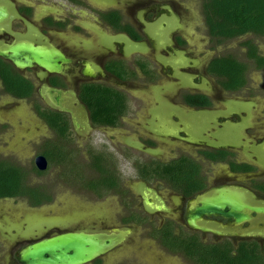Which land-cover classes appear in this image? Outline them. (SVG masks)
<instances>
[{
	"label": "flooded vegetation",
	"instance_id": "1",
	"mask_svg": "<svg viewBox=\"0 0 264 264\" xmlns=\"http://www.w3.org/2000/svg\"><path fill=\"white\" fill-rule=\"evenodd\" d=\"M140 3L144 11L134 16L133 6L123 0H0V50L29 43L58 51L67 61L62 72L49 73L37 66L18 70L0 58L1 72L16 73L32 86L30 97L17 98L5 91L0 77V108L14 116L27 102L40 123L28 122L30 133L0 116V162L20 169L28 188L51 198L38 206L25 197L0 199V264H19L24 247L67 233L119 240L87 264H149L154 256L160 264H241L245 251L260 257L253 264H264V107L257 113L251 102H229L228 95L243 99L247 88L230 93L220 87L208 72L210 62L220 57L205 62L202 72L180 61L181 52L187 57L188 42L180 35L179 21L175 23L173 3ZM164 78L176 83L142 92L144 98L133 107L135 83L156 88ZM91 87L97 93L110 89L112 97L121 99L99 118L104 124L93 123L82 99ZM254 116L259 123H252ZM22 128L27 139L18 135ZM248 132L251 141L245 138ZM134 133L140 147L131 144ZM20 138L33 156L28 169L10 151ZM39 157L45 170L37 168ZM130 157L134 186L125 182L120 169ZM180 159L198 167L188 169L190 180L156 178L152 167L157 163ZM54 168L60 169L57 176L64 183L95 199L90 207L82 212L67 206L65 216L55 222L37 215L16 218L24 204L31 212L52 205L53 186L32 181L31 175L40 179ZM225 200L245 219L226 216L231 210L225 205L219 212H198L204 203ZM112 201L118 205L113 217L108 208ZM136 227L142 233L137 235ZM132 237L144 238L136 242ZM136 250L142 251L141 258Z\"/></svg>",
	"mask_w": 264,
	"mask_h": 264
},
{
	"label": "trees",
	"instance_id": "2",
	"mask_svg": "<svg viewBox=\"0 0 264 264\" xmlns=\"http://www.w3.org/2000/svg\"><path fill=\"white\" fill-rule=\"evenodd\" d=\"M201 10L208 36L215 44H221L248 34L264 37V0H202ZM242 46L246 49V59L252 62V66L255 69L263 70L264 56L257 53L256 46L249 41L244 42ZM208 66L209 74L217 78L222 89L233 93L248 87V65L238 61L235 57L227 55L215 58ZM8 67L10 68L9 65ZM0 77L6 92L17 98L31 96V84L18 74L0 71ZM94 90L95 88L92 87L86 88L83 91L82 99L92 112L93 123L104 124L100 120L101 116L109 115L111 107L114 105L118 107L121 104L118 101L121 99L117 96L112 97L110 89L102 88L98 93ZM52 123H55V120ZM232 167L235 168L233 165ZM197 168L194 163L180 159V161L165 165L157 163L156 167H152V171L156 174V178L177 183V181L190 180L187 175L188 169L197 170ZM25 183L26 178L20 169L0 162V199L25 197L34 206L51 201L50 196L43 190L28 188ZM255 262H260V257H256L254 251L241 253V264H253Z\"/></svg>",
	"mask_w": 264,
	"mask_h": 264
},
{
	"label": "rangeland",
	"instance_id": "3",
	"mask_svg": "<svg viewBox=\"0 0 264 264\" xmlns=\"http://www.w3.org/2000/svg\"><path fill=\"white\" fill-rule=\"evenodd\" d=\"M140 1L142 0H123V2L128 3L129 5L133 6L134 10V16L136 14L142 13L144 11V7L141 5ZM160 1V0H159ZM171 3L176 6L175 10L176 13L174 15L177 17V21L175 23H178L181 27V33L180 35H184L187 40V46L185 47V54L187 57L182 55L183 52H181V59L180 61L192 63V66L194 67L193 71L195 72H202L205 66V62H208L213 57H221V56H226V55H231L235 57L238 61L245 63L248 65V73H247V78H248V87L247 90L245 91V94L243 96V99L237 100L235 96L228 95V100L229 102H251L252 105L256 106V111L257 113H261L260 107H264V71H256L253 69L248 60L246 59V52L245 48L242 46V44L245 41H251L253 42L257 47L258 50L261 54L264 55V38L263 37H254L253 35H248L245 37H240L236 38L234 40L226 41L221 44H215L210 40L208 37V34L206 32L205 26H204V21H203V15H202V10H201V4L202 0H168ZM183 56V57H182ZM188 64V65H189ZM203 68V69H202ZM211 79V78H210ZM214 80V81H213ZM170 83V84H175L176 82H170L167 81L165 78L162 80L160 79L158 81V86L156 88H153L152 86L146 87V83L144 82H137L134 84L135 87H133V94L136 98L133 100V107L136 105H139L138 99L144 98L141 93H145V91H151L153 89L155 90H164L168 89V86H161L163 83ZM213 82V83H212ZM216 80L215 78L211 79V85L214 84L215 86ZM216 87V86H215ZM252 94L251 97H247V95ZM247 97V98H246ZM6 99V98H5ZM239 99V98H238ZM242 105V104H241ZM244 105V104H243ZM21 108L20 111L19 109L17 110L16 113L11 114L10 116H6L4 109L0 108V116L3 119H7L9 121H15L21 123L22 127H26L27 129H30V133L33 131V125L29 124L31 123L32 120H35L33 124H36L37 126H40L39 119L35 117V113L30 109V104L27 102H22L20 104ZM17 108V107H16ZM27 114V115H26ZM264 116V112L261 113ZM23 117H19V116ZM28 116H31L30 121L27 119ZM26 117V118H25ZM20 118V119H19ZM252 123H259L257 116L252 117ZM264 122V119H262ZM29 122V123H28ZM20 134L19 137L25 135L26 139L28 138L27 132L24 131L22 128V131H19ZM34 132H37L34 130ZM27 134V135H26ZM36 136V133H34V137ZM99 135L97 134L96 137ZM100 137V136H99ZM247 137V140L251 141L252 140V135L251 132H248V134L245 135V138ZM131 144L134 145L135 147H140L138 142V137L134 133L133 136H131ZM26 139H19L17 142H14L11 146L10 151L18 155V159L20 161V164L24 166L26 169L30 168V159L32 156V153L28 151V146H25L23 143H26ZM29 140V139H28ZM31 148V147H30ZM3 149V147H2ZM7 153V151H5ZM137 154V156L141 157L140 154ZM15 155V156H16ZM33 157V156H32ZM120 161H123L122 159H119ZM134 161V158H129L126 159L125 162H121V170L123 173V179L127 184H130L132 186L135 185V182L137 177L134 174L133 169L131 168V163ZM75 167V166H74ZM74 170V169H73ZM76 170V169H75ZM58 171L60 172V169H51L47 175L43 176L40 179L35 178L34 175H31L32 181H35L37 183H44L49 186H53V198L54 201L52 205L50 206H44L42 209L37 210L36 212H31V210L26 207L24 204L23 211L20 215L15 216L16 218H22L24 215H26L27 218H32V215H37V216H45L48 221L55 222L57 220H62V218L65 216V211L66 207H75V208H81L82 212L87 210V208L90 207L89 204H91V201L93 202L94 200L90 198L89 195L84 194L81 190H78L77 188H71L69 185L64 183V179L60 178L57 176ZM62 171V170H61ZM30 181V180H29ZM34 183V182H33ZM89 203V204H88ZM111 206L108 205V208L110 210V216L113 217L114 213L118 210V205H115L116 202L112 201ZM39 214V215H38ZM51 219V220H50ZM106 219H110L109 216L106 217ZM135 233L140 234L142 233L141 229L135 228L134 230ZM144 237H132V239L140 241ZM148 247L146 246L145 249ZM157 249V246H155ZM145 249H143L145 251ZM136 253L139 255L141 258L142 256V251L139 253L138 250H136ZM144 254V253H143ZM156 258V259H155ZM139 259V258H138ZM155 259V260H154ZM154 260V262L152 261ZM152 260L149 259V264H160L158 261L157 257H153ZM177 264H181L176 262ZM175 263V264H176ZM168 264H174V261L168 263Z\"/></svg>",
	"mask_w": 264,
	"mask_h": 264
},
{
	"label": "water",
	"instance_id": "4",
	"mask_svg": "<svg viewBox=\"0 0 264 264\" xmlns=\"http://www.w3.org/2000/svg\"><path fill=\"white\" fill-rule=\"evenodd\" d=\"M0 58L10 62L18 70L32 69L37 66L49 73L62 72V64L67 62L58 51L44 50L29 43L15 44L1 49ZM36 165L39 170L46 169L43 158H37ZM230 203L226 200L204 203L198 212L201 215L209 214L211 211L219 212L225 205L231 210L226 216L244 220L243 216L238 215L236 206ZM188 223L190 224V221ZM118 242L119 240L110 237L67 233L24 247L17 261L19 264H87L107 253Z\"/></svg>",
	"mask_w": 264,
	"mask_h": 264
}]
</instances>
